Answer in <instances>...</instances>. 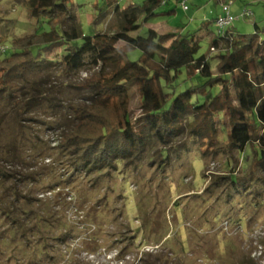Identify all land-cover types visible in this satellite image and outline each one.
I'll use <instances>...</instances> for the list:
<instances>
[{"label":"rangeland","instance_id":"374dc122","mask_svg":"<svg viewBox=\"0 0 264 264\" xmlns=\"http://www.w3.org/2000/svg\"><path fill=\"white\" fill-rule=\"evenodd\" d=\"M27 1L0 0L2 39L16 34L14 19ZM131 2L143 0H114L105 10H101L102 0H70L69 13L80 31L72 45L79 46L85 35L115 32V4L125 7ZM222 2L167 0L158 11L173 12L154 22L181 26L185 33L195 31L200 38L199 56L207 49L209 34L217 33L214 23L209 33L199 28L224 16ZM244 9L252 14L241 16ZM230 15L229 32L252 33L257 23L264 36L263 0H233ZM146 31L142 27L133 35ZM67 46L53 49L46 57L60 59L59 52ZM149 55L143 47L128 52L129 59L139 62ZM216 55H212L213 63ZM115 66L107 63L103 68L74 72L60 62H48L29 69L18 81L20 91L0 101V172L6 173L0 176V196L13 206L8 214L0 213V264H261L264 237L260 239L263 252L254 257L255 247L246 232L264 222V169L249 159V144L240 154L241 167L240 158L237 163L230 158L220 130L224 122H218L220 129L214 130L207 120L208 125H203L202 114L184 116L177 124L178 133L168 142L154 141L140 154L119 160L115 169L88 171L73 164L72 155L61 144L80 123L76 108L90 107L91 84L108 77ZM199 76L164 92L172 99ZM186 77L183 67L179 80ZM155 85L159 86L158 81ZM144 93L141 102L131 104L132 117L150 109L148 86ZM106 101L102 98L100 104ZM161 148H166L167 159ZM230 161L235 175L260 176L262 183L255 189L240 187L241 192L226 187L221 177L230 173ZM61 179L67 181L53 199L37 198L42 187ZM16 193L34 199L29 203ZM70 195L74 200L68 199ZM70 202L82 210L81 219L66 217ZM22 206L35 211L37 218L27 222L26 228L36 224L37 230L12 239V218ZM64 234V239H58Z\"/></svg>","mask_w":264,"mask_h":264},{"label":"trees","instance_id":"16d2710c","mask_svg":"<svg viewBox=\"0 0 264 264\" xmlns=\"http://www.w3.org/2000/svg\"><path fill=\"white\" fill-rule=\"evenodd\" d=\"M69 1L28 0L14 19L16 34L7 39L0 36V101L20 91L18 81L29 69L48 62H60L74 72L84 67L103 68L107 63L115 64L108 77L91 84L90 107L76 108L80 123L72 127L62 141L61 147L72 155L74 165L81 164L88 171L115 169L119 160L140 154L154 141L168 142L178 133L177 124L184 116L202 114L203 125L209 124L214 130L219 128L218 122H224V127L219 129L230 158L237 163L249 144V159L264 169V36L257 23L252 33L234 34L226 29L223 34H209L207 49L198 56L200 38L195 31L185 33L181 26L154 22L156 17L173 12L171 9L158 11L167 0H143L125 7L116 3L112 11L115 32L85 35L79 46H73L80 31L75 17L69 13ZM113 2L102 0L101 10ZM212 23L214 21L203 22L199 29L209 33ZM142 27L147 30L144 35H133ZM64 44L68 46L64 52L58 51L60 59L46 57ZM138 47L150 52L144 62L128 58V52ZM214 53L217 55L213 63ZM183 67L187 69V77L179 80ZM196 74L200 75L199 79L172 99L164 92ZM203 76L209 77L204 79ZM157 81L159 86L155 85ZM146 86L151 107L140 116L132 117L131 104L141 102ZM102 98L107 101L100 104ZM164 149L161 148L160 153L167 159ZM230 166V173L221 177L226 187L241 192L240 187L255 189L263 181L260 176L238 177L231 161ZM5 175L0 172L2 178ZM66 181L61 179L42 189ZM16 197L29 203L34 199L18 193ZM10 207L13 206L1 195L0 213L8 214ZM18 211L22 215L18 216ZM18 211L12 218V239L24 238L37 230L36 224L26 228L27 222L37 218L35 211L27 206L19 207Z\"/></svg>","mask_w":264,"mask_h":264},{"label":"built area","instance_id":"2783aa9c","mask_svg":"<svg viewBox=\"0 0 264 264\" xmlns=\"http://www.w3.org/2000/svg\"><path fill=\"white\" fill-rule=\"evenodd\" d=\"M221 1V0H219ZM222 9L224 12V16L218 17L215 19L214 24L217 28V34H223L226 30V27L231 23L233 17L230 15V6L233 0H222ZM183 9L187 10L188 7L185 4V1H182ZM252 14V11L248 9H244L241 13V16L246 17ZM61 185H55L52 188H45L39 190L37 193V198L39 199H53L55 194H58L61 190ZM66 189V188H65ZM67 190V189H66ZM68 191V190H67ZM73 196H69L68 199H71ZM74 200V199H71ZM83 212L81 209H77L73 202H70V207L67 210L66 217L68 219H81L83 217ZM247 239L251 240L252 245H254L255 249L252 251V255L255 257L256 254L260 255L263 252V246L260 243V239L264 237V222L261 224H256L252 231L246 232ZM261 264H264V259L261 260Z\"/></svg>","mask_w":264,"mask_h":264}]
</instances>
